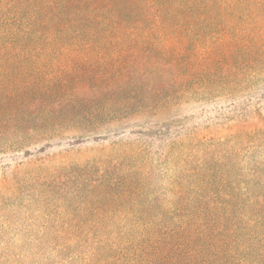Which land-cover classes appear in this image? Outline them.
<instances>
[{
	"label": "trees",
	"instance_id": "16d2710c",
	"mask_svg": "<svg viewBox=\"0 0 264 264\" xmlns=\"http://www.w3.org/2000/svg\"><path fill=\"white\" fill-rule=\"evenodd\" d=\"M262 85L264 0H0L9 148L65 128L98 142L132 116L263 99ZM240 119L220 138L158 124L140 130L158 150L17 165L0 182V264H264V114L251 103ZM30 206L18 248L12 210Z\"/></svg>",
	"mask_w": 264,
	"mask_h": 264
},
{
	"label": "rangeland",
	"instance_id": "374dc122",
	"mask_svg": "<svg viewBox=\"0 0 264 264\" xmlns=\"http://www.w3.org/2000/svg\"><path fill=\"white\" fill-rule=\"evenodd\" d=\"M262 87L264 89V85ZM261 92L257 90L236 97L218 96L208 100L183 103L163 115L132 116L127 120H122V124L126 127L125 130H127L124 134L110 135L108 139L98 142L92 138L78 142L75 139L77 130L72 128H65L50 139L27 141L23 148H9L11 140L6 137L0 138V182H4V177L13 181V169L19 164H21L19 175L22 177L29 172L28 167L41 164L49 166L53 161L57 163L60 161H82L85 158L100 155L115 144L120 145L132 141L146 142L153 150H158L162 146L161 140L153 135L140 132L147 128H156L158 124L169 127L172 134L178 131L183 135L197 133L210 139L227 136L234 127L241 123V115L244 116V111L251 103L260 105L264 114V98H259ZM27 150L30 153H27ZM8 185H4V187ZM0 188H3L2 184H0ZM23 200L24 198H21V201ZM35 210L36 206L16 207L12 210L14 223L5 238H8L18 248L29 235L27 213L35 212ZM31 229L35 231L34 228Z\"/></svg>",
	"mask_w": 264,
	"mask_h": 264
}]
</instances>
